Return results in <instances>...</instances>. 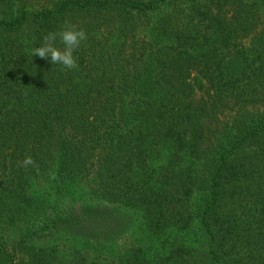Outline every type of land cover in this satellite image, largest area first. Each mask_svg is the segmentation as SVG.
Wrapping results in <instances>:
<instances>
[{
	"label": "trees",
	"instance_id": "trees-1",
	"mask_svg": "<svg viewBox=\"0 0 264 264\" xmlns=\"http://www.w3.org/2000/svg\"><path fill=\"white\" fill-rule=\"evenodd\" d=\"M188 1L0 0V202L93 175L143 218L109 264H264V0ZM66 22L87 34L75 69L30 55ZM93 222L68 220L82 253L0 229V264H101Z\"/></svg>",
	"mask_w": 264,
	"mask_h": 264
},
{
	"label": "rangeland",
	"instance_id": "rangeland-1",
	"mask_svg": "<svg viewBox=\"0 0 264 264\" xmlns=\"http://www.w3.org/2000/svg\"><path fill=\"white\" fill-rule=\"evenodd\" d=\"M177 4L173 2L163 10L172 12L173 9L179 8ZM181 6L185 7L186 3H182ZM185 11L188 12V9ZM153 161L152 165L159 170L163 168L165 162L163 157H157ZM55 174L54 169L31 181L27 194L21 195L23 198H29L25 203L22 198L15 204L16 206H13L11 203H6V197L9 195H4L6 197L0 202V229L5 235L1 240H6L8 245L12 246L28 229L43 231L44 235L34 239V243L37 245L48 247L55 245L68 253H73L74 249L80 250L82 253L85 252L83 237L90 236L91 233L68 225L69 218H81L86 221H94L93 223L99 225H97L98 228L103 226V235H100L103 239L109 238L108 243L112 244L110 251L103 255L101 264H109L106 254L112 259L119 260L125 253V247L143 232L144 225L140 211L128 205L109 202L102 198L97 191L96 176L92 175L90 179L78 177V181L67 191L59 188V182L54 179ZM11 206L13 207L10 209L5 208ZM54 219L57 220L56 224L52 222ZM47 230H51L52 234H46ZM74 232L79 235L72 236ZM110 235L115 237L110 238ZM192 239L194 241V237Z\"/></svg>",
	"mask_w": 264,
	"mask_h": 264
},
{
	"label": "clouds",
	"instance_id": "clouds-1",
	"mask_svg": "<svg viewBox=\"0 0 264 264\" xmlns=\"http://www.w3.org/2000/svg\"><path fill=\"white\" fill-rule=\"evenodd\" d=\"M62 42L63 48L57 47L53 42L57 40ZM87 38L84 29L78 28L76 25L67 23L59 32L50 31L43 37L42 43L38 44L30 51V55H37L47 59L51 65L59 64L67 70L77 67L76 50L81 46L82 42ZM23 163L25 165L32 163V158L26 156Z\"/></svg>",
	"mask_w": 264,
	"mask_h": 264
}]
</instances>
